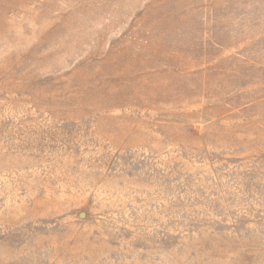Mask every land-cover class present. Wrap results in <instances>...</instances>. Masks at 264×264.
I'll return each instance as SVG.
<instances>
[{
  "label": "rangeland",
  "instance_id": "obj_1",
  "mask_svg": "<svg viewBox=\"0 0 264 264\" xmlns=\"http://www.w3.org/2000/svg\"><path fill=\"white\" fill-rule=\"evenodd\" d=\"M0 264H264V0H0Z\"/></svg>",
  "mask_w": 264,
  "mask_h": 264
},
{
  "label": "bare ground",
  "instance_id": "obj_2",
  "mask_svg": "<svg viewBox=\"0 0 264 264\" xmlns=\"http://www.w3.org/2000/svg\"><path fill=\"white\" fill-rule=\"evenodd\" d=\"M138 92V91H137Z\"/></svg>",
  "mask_w": 264,
  "mask_h": 264
}]
</instances>
